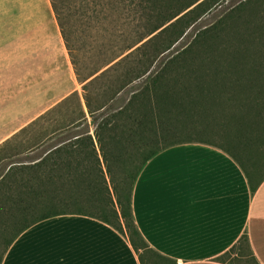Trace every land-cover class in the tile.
<instances>
[{
  "label": "trees",
  "instance_id": "16d2710c",
  "mask_svg": "<svg viewBox=\"0 0 264 264\" xmlns=\"http://www.w3.org/2000/svg\"><path fill=\"white\" fill-rule=\"evenodd\" d=\"M51 1L62 36L72 51L61 6ZM218 1H132L145 11L147 30L83 80L94 132L81 106V117L60 128L68 133L66 139L41 160L13 165L2 176L0 264L24 230L62 214L93 216L126 233L141 264H174L149 247L132 210V193L141 170L170 146L202 142L225 148L243 169L252 191L258 188L264 180V0H246L233 7L169 58L158 72L148 73L146 85L125 106L103 113L101 119L95 114L105 112L107 103L95 106L87 93L89 87L113 77L112 85L120 84L116 93L144 77L158 55L149 53V44L156 38L151 47L158 46L159 40L172 34L177 40L206 5L210 8ZM242 25L249 40L244 39ZM84 125L83 131L71 132ZM215 135L227 141L217 144ZM37 147L38 143L32 144L28 151ZM246 250L253 263L259 264L247 234L218 259L227 262L226 255L236 251L243 257Z\"/></svg>",
  "mask_w": 264,
  "mask_h": 264
},
{
  "label": "rangeland",
  "instance_id": "374dc122",
  "mask_svg": "<svg viewBox=\"0 0 264 264\" xmlns=\"http://www.w3.org/2000/svg\"><path fill=\"white\" fill-rule=\"evenodd\" d=\"M56 1L61 6L72 51L62 36L51 0H0V180L11 166L37 162L66 139L68 133L60 128L81 117V106L87 114L90 131L94 132L83 80L147 30L146 13L133 0ZM244 1L219 0V4L214 3L210 8L206 5L207 9L186 25L177 40L176 34H172L151 47L157 41L155 38L147 50L158 55L153 65H148L147 74L127 83L118 93L120 84L111 83L116 77L89 87L87 93L95 106L107 103L105 112H97L95 118L101 119L103 113L125 106L146 85L148 73L158 72L200 32ZM244 28L242 25L244 39L249 40ZM158 33L159 30L144 41ZM33 121L35 124L29 126ZM24 127L26 130L20 132ZM84 129L85 125L71 132ZM54 130L57 131L52 134ZM213 141L223 144L227 140L215 135ZM35 143L38 147L28 151ZM246 253L242 257L238 251L232 252L226 255V263L254 264L251 254L247 250Z\"/></svg>",
  "mask_w": 264,
  "mask_h": 264
},
{
  "label": "crops",
  "instance_id": "0c3cea01",
  "mask_svg": "<svg viewBox=\"0 0 264 264\" xmlns=\"http://www.w3.org/2000/svg\"><path fill=\"white\" fill-rule=\"evenodd\" d=\"M132 210L149 247L174 264H228L218 257L244 234L264 264V180L252 191L225 148L187 142L163 149L141 170ZM1 264L141 261L126 233L93 216L62 214L24 230Z\"/></svg>",
  "mask_w": 264,
  "mask_h": 264
}]
</instances>
